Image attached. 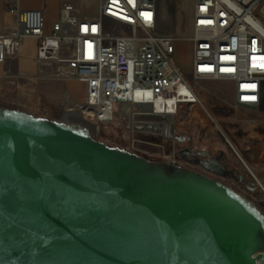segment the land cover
<instances>
[{
  "label": "water",
  "instance_id": "obj_1",
  "mask_svg": "<svg viewBox=\"0 0 264 264\" xmlns=\"http://www.w3.org/2000/svg\"><path fill=\"white\" fill-rule=\"evenodd\" d=\"M74 127L0 108V264H257L264 216L230 186Z\"/></svg>",
  "mask_w": 264,
  "mask_h": 264
},
{
  "label": "built area",
  "instance_id": "obj_2",
  "mask_svg": "<svg viewBox=\"0 0 264 264\" xmlns=\"http://www.w3.org/2000/svg\"><path fill=\"white\" fill-rule=\"evenodd\" d=\"M162 1L192 3L193 85L174 63L176 37L158 30L165 18ZM59 4L49 34L44 9L6 6L15 26L0 33V64L16 59L25 41L35 39L36 70L29 78L83 83L82 103L63 91V113L79 114L94 125L121 117L133 151L176 165L175 119L183 105L204 106L196 91L202 82L227 83L234 111H261L264 0H99L96 17L81 15V0ZM138 142L147 147H137ZM263 253L255 255L257 264Z\"/></svg>",
  "mask_w": 264,
  "mask_h": 264
},
{
  "label": "rangeland",
  "instance_id": "obj_3",
  "mask_svg": "<svg viewBox=\"0 0 264 264\" xmlns=\"http://www.w3.org/2000/svg\"><path fill=\"white\" fill-rule=\"evenodd\" d=\"M45 20L49 27L46 33H50V26L59 19V0H47L44 5ZM160 10L164 19L158 25L161 33L172 34L176 37L174 42L175 53L174 63L186 77L191 85L193 65V42L192 35V3L190 1H162ZM99 12V0H81V15L84 17H96ZM0 29L7 30L15 26L13 15L2 14L0 0ZM26 72H35V66L28 62ZM2 79V66L0 65V81ZM31 85L38 84L35 80H29ZM73 99L82 103L84 101V85L75 80L65 82ZM196 91L203 103L195 105H183L175 119L176 129L179 136H189L194 141L203 145L208 151L214 147L221 150L227 157L229 168L233 173L232 177L220 179L229 185L236 193L245 198L248 202L264 216V191L257 185L249 184V177L246 176V169L240 158L236 156V149L239 152L251 149L255 155L264 156V149L256 146L254 141L264 139L263 135L257 132L249 133L248 121H259L264 127V113L249 112L245 110L234 111L229 105L232 94L229 92V85L224 82H202L196 87ZM13 92L0 83V107L16 109L33 115L35 118L45 119L62 123L70 128L81 126L90 133L91 138L109 148L117 149L125 153L146 158L150 161L166 163L163 159L145 153L135 152L131 148L130 134L125 127L121 117H116L112 123L94 125L88 120H83L73 115L63 113L61 104L58 108L57 94H50V102L42 100V93L35 87H28L26 91L17 93L12 97ZM243 130H240V128ZM79 129V128H76ZM250 130V129H249ZM228 140L229 145L226 142ZM182 140L181 142H183ZM180 145L183 146V143ZM179 145V147H180ZM136 146L146 148L144 143L138 142ZM236 153V154H235ZM244 154V153H243ZM238 155V154H237ZM179 159H184V151L178 152ZM245 163V162H244ZM260 184L264 187V165L259 161H247ZM262 164V165H261ZM182 166V164H181ZM184 166V165H183ZM212 177V176H211ZM240 177H243L241 180ZM214 178V177H213Z\"/></svg>",
  "mask_w": 264,
  "mask_h": 264
},
{
  "label": "crops",
  "instance_id": "obj_4",
  "mask_svg": "<svg viewBox=\"0 0 264 264\" xmlns=\"http://www.w3.org/2000/svg\"><path fill=\"white\" fill-rule=\"evenodd\" d=\"M46 2L47 0H1L2 14L11 15L6 12V6L8 4H18L21 9H42L43 10L45 9L44 5L46 4ZM7 30L0 29V33H4ZM37 48H38L37 41L35 39H28L27 41H25V43L21 47L19 56L16 59H8L5 64H0L2 66V79L0 83L7 86L9 90L13 92L12 94L13 98L14 96L16 97L18 96L17 93H19L21 89H23V91H26L28 87H35L38 90H40L42 93V96H41L42 100L47 103L50 102V96H49L50 94H53V93L57 94V96H59L57 105H58V108H60L64 90L68 91L71 98L73 99L70 91L64 87L66 84L65 83L66 81L50 80V79L35 80L38 82V84L33 85V86L31 85L29 81V80H34V79L29 78L34 72L28 73L26 72L25 69H26V65L28 64V62L33 64V59H35V57L37 56ZM5 72L15 75L14 79H6L4 77ZM229 92L232 94L230 86H229ZM262 112L264 113V98H263V104H262ZM251 123L252 122L248 121V125L250 127L248 128L247 132H249L250 134L254 132V126ZM243 129H244L243 127L242 129L240 128V130H243ZM186 137H189V136H181L180 139L183 140ZM183 148L184 147L180 145V151L183 150ZM217 148L214 147V150L208 151L204 147L203 151L204 153H206V156H204L203 158L205 160H210L212 157L214 158V157H217V155H220L222 151ZM235 151L238 154L237 155L235 153L236 156L238 158L240 157L246 164H248L247 161H254V153L251 149L250 150L246 149L245 151H243L244 154L242 152H239L237 149Z\"/></svg>",
  "mask_w": 264,
  "mask_h": 264
},
{
  "label": "flooded vegetation",
  "instance_id": "obj_5",
  "mask_svg": "<svg viewBox=\"0 0 264 264\" xmlns=\"http://www.w3.org/2000/svg\"><path fill=\"white\" fill-rule=\"evenodd\" d=\"M251 122H252L251 124L254 126V133L255 132L260 133L264 137V127L261 126V123L259 121H251ZM183 140L184 143L181 142L182 139H180L179 141L183 143L182 147H184L183 148L184 159L181 160L178 157V162L176 164L177 166H180L186 170L217 180L222 183L224 182L220 179L232 177L233 173L229 168V162H227V157L223 152H221L220 155H217V157L214 158L212 157L210 160H205L203 157L206 156V153H204L203 151L204 148L203 145H200L199 143H197L196 141H194L192 138L189 137H186ZM254 142L256 146H260L261 149H264V139ZM179 151H180V147H179ZM259 159H261V162L264 165L263 154L261 156L258 155L254 156V160L259 161ZM245 169L247 174L246 176H248L250 179L248 180L249 184L254 185L255 183V185L261 188L260 182L258 181L254 172L250 168H249L250 170H248L246 167ZM240 179L242 180L243 177H240Z\"/></svg>",
  "mask_w": 264,
  "mask_h": 264
},
{
  "label": "bare ground",
  "instance_id": "obj_6",
  "mask_svg": "<svg viewBox=\"0 0 264 264\" xmlns=\"http://www.w3.org/2000/svg\"><path fill=\"white\" fill-rule=\"evenodd\" d=\"M72 115H73V117H79V118H81V119L83 118V117H82L81 115H79V114H75V113H73ZM262 187H263V186L261 185V188H262ZM263 188H264V187H263Z\"/></svg>",
  "mask_w": 264,
  "mask_h": 264
},
{
  "label": "trees",
  "instance_id": "obj_7",
  "mask_svg": "<svg viewBox=\"0 0 264 264\" xmlns=\"http://www.w3.org/2000/svg\"><path fill=\"white\" fill-rule=\"evenodd\" d=\"M0 108H6V107H0ZM181 108H182V107H181ZM181 108H180V110H181ZM8 109H10V108H8ZM180 110H179V111H180Z\"/></svg>",
  "mask_w": 264,
  "mask_h": 264
}]
</instances>
